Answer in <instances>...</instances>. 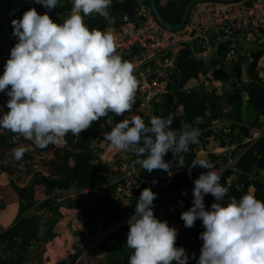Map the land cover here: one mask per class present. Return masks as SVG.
Segmentation results:
<instances>
[{
  "label": "clouds",
  "instance_id": "9594fccd",
  "mask_svg": "<svg viewBox=\"0 0 264 264\" xmlns=\"http://www.w3.org/2000/svg\"><path fill=\"white\" fill-rule=\"evenodd\" d=\"M33 2L51 10L59 0ZM71 4L63 23L54 22L43 8L44 14L31 8L22 18L13 19L12 34L18 42L0 75V92L9 97V111L0 116V129L19 134L42 149L61 143L69 132L80 136L109 113H131L138 90L135 65L116 51L114 34L90 29L85 23V17L94 14L110 19L112 0H71ZM172 123L171 115L152 116L147 124L134 115L115 124L104 140L116 152L131 151L141 157L135 163L147 172H167L170 162L164 157L169 151L177 166L184 167L182 154L199 142L197 129L182 124L177 131ZM24 153L23 146L13 150L16 160ZM188 167L189 171L208 170L194 180L192 206L180 217L187 228L202 221L203 244L197 264H264V201L252 193L229 197V189L206 160H193ZM208 194L215 200L210 209L205 205ZM156 197L151 188H145L128 220L129 264H188L186 249L176 246L178 230L154 214Z\"/></svg>",
  "mask_w": 264,
  "mask_h": 264
},
{
  "label": "trees",
  "instance_id": "16d2710c",
  "mask_svg": "<svg viewBox=\"0 0 264 264\" xmlns=\"http://www.w3.org/2000/svg\"><path fill=\"white\" fill-rule=\"evenodd\" d=\"M192 0H155L159 15L165 25L175 27L181 22L188 4ZM13 0H1V6L12 29L9 10L12 12ZM37 4V3H36ZM39 9L43 7L37 4ZM60 4L51 9L52 16H57L60 19ZM109 16L122 18L127 15L130 18L136 12L135 0H112L109 8ZM63 20V19H62ZM99 19L96 16L88 23L90 29L104 30L109 25V20ZM0 20V25H1ZM166 27V26H165ZM13 32V29H12ZM232 42V41H231ZM228 42V43H231ZM225 43L224 45H227ZM223 46L221 47V49ZM253 53V61L248 62L243 56L238 57L233 65L232 63H223L222 81L225 83V88L228 86V80L233 78V83L226 90V95L220 98L219 102L228 104L234 107L237 112L235 121L231 127L240 129L243 138L247 139L250 131L253 128H261L264 122L259 120L264 117V83L260 77L259 60L264 55L263 48H251ZM175 50L179 53L177 66L180 73L177 74L178 88L175 93L166 91L161 94L160 102L155 105H161V109L157 114L158 117L167 118L173 117L172 129L180 130L182 124L191 125L195 129H199L196 125V120H205L208 117L209 105L211 103V94L204 91L203 88L192 87L198 81V75L204 69L203 63L198 61L193 56L191 47L186 43H180ZM0 75H3L2 64L0 63ZM220 82V81H218ZM217 85V82L214 84ZM232 89V93L228 95V90ZM248 95V104L246 113L243 115V96ZM226 99V100H225ZM253 109L256 116L252 120H248L247 111ZM181 110V111H179ZM258 118V119H257ZM257 119V120H256ZM150 118L146 120V124ZM256 121V122H255ZM100 134L92 128H88L80 133V136H75L74 141H70L63 146L57 144H49L45 148H39L31 143L32 152L37 155H46L52 153V157L43 161V165L47 167V174L43 171L35 172L31 169L32 162L25 161L27 165L26 171L29 170L34 174V183L29 188H17L14 185H9L6 189H0L1 210H6L8 205H13L11 194L16 192L20 199L19 210L13 218L9 226H1L0 224V264H21L23 258L28 254V249L32 241L39 239L43 215L33 211L42 205H47L50 215L47 217L46 234L49 239L45 241L43 249L38 254V264H48L53 252L54 241L57 237L54 233L56 225L61 221L63 215L59 212L56 205L57 197L55 191L57 189L67 190L93 188L98 183H103V175H100L102 162H95L99 157L95 153L100 142ZM21 139L24 138L21 136ZM225 143H215L216 146H224ZM0 147L3 149L1 158L5 160L4 152L11 151L15 147L12 139H9L6 132L0 134ZM184 157V167H178V172L171 178L168 171L164 172V179L169 180V195H175L166 204L162 203L164 196L157 190H152L157 194L154 200V214L161 221H167L171 224H181L186 233L178 231L176 241L177 247H184L190 259L188 264H197V260L201 254V246H195L191 240L195 237V231L199 229L201 220H197L193 227L187 228L184 226V221L181 220V213L187 211L192 206L194 180L207 169L191 168L192 174H189V167L193 160L203 159L213 165V169L217 167V157L212 154H206L205 158L197 155V150L189 148L187 153L182 154ZM179 159V157H177ZM239 165L243 169L251 167L257 170H264V135L259 138L250 148L241 154ZM12 168H16L13 166ZM8 169V166L0 162V173ZM110 174L116 175L117 170L110 167ZM212 169V170H213ZM230 171L226 172L221 177L220 183L224 185L226 177ZM256 180H243V186L239 189H233L232 196L237 199L245 193H249V187L254 185V196L264 201V175L258 174ZM41 187L46 194V199L42 202L35 201L36 188ZM116 182H110L106 185L104 193L99 197L97 202L80 199L76 202L69 201L70 208L81 211L85 218V223L82 229L74 231L75 235L81 239V236L88 237L97 231L100 223H103L106 228L120 221L121 209L118 198L115 196ZM186 191L187 195L182 192ZM185 193V192H184ZM228 196H230L228 194ZM182 202V203H181ZM214 197L211 194L205 196L206 208L211 207L214 203ZM183 229V228H182ZM129 230V225H125L119 231L112 233L106 237L90 254L86 255L89 258V264H129V258L132 250L124 245V232ZM20 238L18 242L16 239ZM82 240V239H81ZM104 250L106 253L104 259L96 257L95 253L98 249ZM83 250L70 254L66 260L59 264H86L85 259L78 262ZM195 254V259L192 255ZM85 257V258H86ZM173 264H176L174 261Z\"/></svg>",
  "mask_w": 264,
  "mask_h": 264
},
{
  "label": "built area",
  "instance_id": "2783aa9c",
  "mask_svg": "<svg viewBox=\"0 0 264 264\" xmlns=\"http://www.w3.org/2000/svg\"><path fill=\"white\" fill-rule=\"evenodd\" d=\"M135 1L136 12L131 18L125 15L117 19L118 23L116 25L109 24L103 30L111 31L114 34L116 37V51L123 59L129 60L135 65V76L138 80V92L135 96L133 109L131 113L126 112L124 116H120L121 121L125 118L130 119L131 116L139 115L146 122L148 118L155 116L152 111L155 104L160 102L161 93L159 84H161V81L167 77L172 69H176L179 53L175 48L180 43H183V41L191 42L199 55H208L215 42H217L213 37V32L216 30L223 39L239 37L264 47V0H239L236 2L206 1L199 3L193 8L185 26L178 31H171L165 28L157 20L153 14L149 0ZM13 2L21 4L25 12L31 8H35L38 13L44 14L33 0H13ZM198 43L200 46L197 45ZM14 45V43L7 39L5 31L0 25V61L3 65L2 70H4L7 59L10 58V50ZM246 47L247 48L238 47L224 50L222 56L224 52H226L227 55L226 58L223 59V63H233L240 56L245 57L249 63L252 62L253 53L249 47H254L249 45ZM219 50H221V48ZM131 52H134L133 57H129ZM259 71L260 77L264 83V55L259 60ZM217 81L214 70H208L205 66L199 73L197 85L204 87L208 93H219L222 92L225 84L223 83V85L213 89ZM5 106L4 102L0 103V116L7 112ZM111 119V117L107 118V120L104 121L105 124L101 125L99 130L96 131L101 137L97 149L95 150L99 158L95 160V162L101 161L103 164L100 175H106V164L108 168L113 167L117 170L116 175L109 182H100L93 188H83L79 190L69 188L67 190L57 189L55 191L57 202H76L83 198L87 201L97 202L99 197L104 193L108 183H117L115 196L119 201L121 219L108 228H106L103 223H100L97 228L98 234L92 237L78 262L82 261L86 255L90 254L106 237L119 231L125 225H129L128 220L134 213L132 203L135 192L140 187L139 173L142 168L139 164L135 163V161L141 157H138L131 151L116 152L104 140V134L108 132L106 130V125L111 123ZM6 131L5 129H0V134ZM231 135L232 129L223 127L219 132L213 131L210 136V139L216 143H225L224 146H221L225 148L223 151L225 155L220 157L217 156V167L213 170L220 176L230 171L223 185L227 187L229 191L231 189H239L243 186L242 182L238 187L236 185L231 187L234 183V175L244 174L243 168L239 165V159L243 152L264 135V125L261 128H253L248 138L244 141L232 139ZM12 141L15 143V147L12 151L23 143L19 134H13ZM10 156L11 162L17 165L18 170L21 172L26 171L27 165L25 161L27 160L23 158L16 160L11 151ZM42 163L43 162H33L31 169L35 172L43 171L47 174L48 169ZM1 205L2 203L0 202V210ZM75 210L78 209H69L68 212L66 211V213L63 214V216L68 215L67 218L70 217L72 225L70 231L82 229L85 223V218L82 213H75ZM46 221L47 218L43 219L41 232L39 234L40 237L38 240L30 243L28 254L23 258L21 264H38L37 256L43 249L45 241L49 239L43 227ZM56 230H58L56 235H58V233L62 234L61 225L57 227ZM128 231L129 230H126L124 232L125 237H127ZM69 237L71 240L74 238L71 233ZM16 240L19 242L21 239L17 238ZM69 251L74 253L71 246L69 247ZM53 252L48 264L52 263ZM1 253L0 249V254Z\"/></svg>",
  "mask_w": 264,
  "mask_h": 264
},
{
  "label": "crops",
  "instance_id": "0c3cea01",
  "mask_svg": "<svg viewBox=\"0 0 264 264\" xmlns=\"http://www.w3.org/2000/svg\"><path fill=\"white\" fill-rule=\"evenodd\" d=\"M116 1V0H113ZM1 2V0H0ZM60 4V15L61 18L63 20L67 19L70 15L71 9H72V4H71V0H59L58 2ZM3 8V7H2ZM12 12L9 10L10 13V19L11 21L13 19H19L22 18L23 14H24V8L21 7V4L12 3ZM94 16H96L99 19H103L105 20L104 17H101L99 15H91L88 17H85V23L88 25V23L92 20V18H94ZM110 19L109 20V24H117L118 23V18L117 17H111L109 16ZM102 20V21H103ZM110 27V26H109ZM213 37L214 40L219 41L222 40V36H220V33L217 32L216 30H214L213 32ZM246 44L243 43H238V42H231L228 43L227 45H223V48L221 50H219L218 52V57L214 58L212 60V62L214 64H216L217 67H223V59L222 58V53L224 50H228L230 48H238V47H242V48H247ZM134 56V52H131L129 54V57H133ZM203 63V62H202ZM234 63V62H233ZM204 67L206 66L204 63L202 64ZM180 73V69L178 68V66H176V69H172L170 71V73L167 75L166 78H164L161 81V84H159V90L160 93L162 94L163 92L166 91H171L173 93H175L177 91L178 88V78H177V74ZM200 73V72H199ZM199 76V75H198ZM223 85V82H218L217 81V85H214L213 89H216L218 86ZM192 87H196L199 88L202 86H198L197 83L194 84ZM229 87L224 86V89L222 90V92L216 93V92H212L211 94V103L209 105V111H208V117L205 120H200L197 119L196 120V125L198 126V132H199V142L196 144H192L189 146L190 149L192 150H197V155H199L201 158H205V155L208 154H212L215 157H220V156H224L225 152L224 151V147L221 146H216L215 145V141L210 139L211 134L213 133V131L215 132H219L221 131V129L223 127H228L232 129V139H238L240 141H244L245 138H243L242 135V131L238 128L234 129L231 127V124L235 121V117L237 115V112L234 110V107L228 104H222L221 102H219L220 98H223L226 95V90ZM204 91H206L205 89H203ZM228 95L232 93V89L228 90ZM246 93V92H245ZM244 97H246L248 99V95L246 93V95L243 96V100ZM161 98H163L161 96ZM226 100V99H225ZM7 101L8 98H1L0 99V103L4 102L5 105L7 106ZM5 106V107H6ZM243 107V106H242ZM247 107V106H246ZM161 109V105H155L153 108V113L155 116H157V114L159 113V110ZM253 110V109H250ZM181 111V110H179ZM245 113H246V109H245ZM243 115L244 114V110H243ZM111 117V123L106 125V130L108 132L111 131V129L115 126V124L119 123L121 121L120 116H115L112 113H109L108 117H102L99 121H95L92 123L91 127L92 129H94L95 131H98L100 126L105 124V120H107V118ZM258 119V118H257ZM256 119V120H257ZM259 120H261L262 122H264V117H261ZM256 122V121H255ZM9 138V137H8ZM75 140V136L69 132L66 137L63 139V141L57 145L63 146L66 143L70 142V141H74ZM31 143H33V141L30 140H23V143L20 144L19 147L23 146L25 148V153L23 155V159L29 161V162H43L49 158L52 157V153L46 154V155H37L34 154L32 152V147H30ZM3 152V149L0 147V162L5 163L8 166V169H6L5 171H1L0 173V189L4 190L7 187H9V185H14L17 188H25L28 187L29 188L32 186V184L34 183V174L33 172H30V170L27 173L21 172L20 170H18V167L16 164H14L13 162H11V156H10V151H5L4 152V157L5 160L3 161V159L1 158V153ZM13 151L11 150V153ZM166 162H170V169L168 171V175L169 177H173L177 172H178V168H177V163L174 157V154L169 151L166 156L164 157ZM13 166L17 167L16 168H12ZM106 168V175L103 177V182H109L114 176L110 174V169L108 168L107 164L105 165ZM108 168V169H107ZM164 170H153L151 173L147 172L146 170H144L143 168H141L140 173H139V180H140V187L136 190L134 198H133V203H132V209L134 210L140 193L145 189V188H151L152 190H157L159 191L163 196V200L162 203L166 204L172 197H174L175 195H169V180H165L164 179ZM243 173L244 174H235L234 175V183L231 187L233 186H239L244 179L246 180H256L255 176H257L258 174H261L262 176L264 175V170H257L256 168L251 167L250 169H243ZM153 181H157L156 183H153ZM230 187V188H231ZM255 187L254 185H251L249 187V193H252L254 195L255 192ZM232 192L233 189H231L228 194L230 195L229 197H232ZM46 194L44 193V190L41 187H37L36 188V193H35V201L37 202H42L43 200L46 199ZM10 199H12L13 201V205H8V208L6 210H0V224H2L1 226H9L12 221L14 216L17 213V210H19V206H20V199L19 196L16 192L11 194ZM227 202V198L225 200V203ZM56 205H58L59 208V212L63 215L65 214V212L69 209H73L70 208L68 205L67 201H60L57 202L56 201ZM33 211H36L37 213H41L43 215V219L47 218L51 211H49L47 205H42L39 206L38 208L34 209ZM76 212H81L80 210H75ZM64 218V216L61 218V223L56 225V228L53 230L56 232H58L57 227H59V225H62V219ZM65 223L68 224L70 226V228L72 227L71 225V221H70V217L67 218V216L65 217ZM46 223L47 221L44 223L43 227H44V232L46 233V230H48V228L46 227ZM171 227L176 228L178 231L182 230V233H186V229L181 225V224H171ZM69 228V229H70ZM183 228V229H182ZM68 229V228H66ZM67 230V232L70 234V230ZM72 229V228H71ZM204 231L203 225H202V221H201V225L199 227V229L197 230V232L195 231V237L191 240L192 244L195 246H201L203 244V241L200 239V233ZM44 233V234H45ZM63 230H62V234L57 235L56 237V241H55V245H54V252H53V258H52V263L51 264H59L61 261L66 260L68 258V256L70 254H73L72 251H69V247L71 246L72 249L74 250V253L76 252L74 249V246L77 245L79 250H85L87 244L90 242V240L92 239V237L96 236L98 234V229L97 231L92 234L91 236L88 237H83L81 236V241L77 242L75 241V239L73 240V242H69V240H67V245L65 246V239L63 238ZM48 237V236H47ZM123 242L124 245L126 247V242H127V237L123 238ZM59 244H61V251L58 250V246ZM56 246V247H55ZM127 248V247H126ZM67 250V251H66ZM127 250H129V248H127ZM59 251L61 252L60 255H58ZM96 257L100 258L101 260L104 259L106 253L104 252V250H102L101 248L98 249L95 253ZM37 258H39V255L37 256ZM86 264H89V258L88 257H84ZM84 261V260H83Z\"/></svg>",
  "mask_w": 264,
  "mask_h": 264
},
{
  "label": "water",
  "instance_id": "95a60500",
  "mask_svg": "<svg viewBox=\"0 0 264 264\" xmlns=\"http://www.w3.org/2000/svg\"><path fill=\"white\" fill-rule=\"evenodd\" d=\"M206 1L236 2V1H239V0H192V1L188 4V6H187V8H186V11H185V13H184V16H183L181 22L179 23V25H177V26H175V27H168L167 25H165V24L163 23V21H162L160 15H159V11H158V8H157V5H156L155 0H149L150 5H151V8H152V11H153V14H154L155 17L157 18V20H158V21H159L164 27L166 26L165 28H167V29H169V30H171V31H178V30H181V29L185 26V24L187 23L188 18L190 17V14H191L193 8H194L197 4L202 3V2H206ZM42 7H43V6H42ZM43 10H44L45 13H48V14L51 16V18L54 20V22H56V23H63V20L60 19L59 17H57V16H52V14H51V12H50V10H49L48 8L43 7ZM0 20H1V23H2V25H3V27H4V30H5V33H6L7 38H8L10 41H12L13 43L16 44V43L18 42V40H17V38L14 37L13 34H12L10 24H9V22H8V20H7V17H6V15H5V13H4V10H3L1 4H0ZM231 41L242 42V43H244V44H246V45H249V46H252V47H254V48H263L262 46H259V45L255 44V43H253V42H251V41H249V40H246V39H243V38H239V37H230V38H226V39H223V40H221V41H217V42H215L213 48L211 49V51L209 52L208 55H199V54L197 53V51L195 50L194 45H193L191 42L183 41V43H186V44H188V45L191 47V49H192V51H193V56H194V58H195L196 60L203 62V63L206 65V69H208V70H214V74H215L216 78H217L219 81H222V75H221V73H222V68H221V67H217L216 64H214V63L212 62V60H213L214 58L218 57L217 55H218V51H219V49H220L225 43H228V42H231ZM197 45L200 46L199 43H198ZM226 55H227V53L224 52V54H223V56H222V59H225V58H226ZM232 65H233V63H232ZM135 73H136V70H135ZM135 73H134V74H135ZM233 81H234L233 78H230V79L228 80V87L231 86V84L233 83ZM137 92H138V90H137ZM4 97H8V96L6 95V92H0V98H4ZM8 99H9V97H8ZM247 104H248V99H247L246 97H244V100H243V110H244V114H245V109H246ZM6 110L9 111V109L7 108V106H6ZM6 134H7V136L9 137V139H12L14 133H12V132L9 130V131H6ZM189 174H192V171H189ZM184 192H186V191H184ZM184 192H182V193H184ZM70 233L74 236L75 241H77V242H80V241H81V239H80L78 236L75 235L74 231H70ZM74 249H75L76 252L79 250V248H78L77 245L74 246Z\"/></svg>",
  "mask_w": 264,
  "mask_h": 264
},
{
  "label": "rangeland",
  "instance_id": "374dc122",
  "mask_svg": "<svg viewBox=\"0 0 264 264\" xmlns=\"http://www.w3.org/2000/svg\"><path fill=\"white\" fill-rule=\"evenodd\" d=\"M233 42H237V41H233ZM232 42V43H233ZM238 43H240V42H238ZM203 89H204V87H202ZM208 92V91H207ZM255 116H256V114H255V112L253 111V110H250V109H248V111H247V117H248V120L250 121V120H252V119H254L255 118ZM251 122V121H250ZM66 213V212H65ZM68 216V215H67ZM65 217H66V215L64 216V218L62 219L63 221V223H62V225H61V230H63V238L65 239V246L67 245V240H69V242L71 243V242H73V240H74V238H73V240H71L70 239V237H69V233L67 232V230L70 228V226L68 225V224H66L65 222ZM60 226V225H59ZM66 228H68V229H66ZM69 230H71V228L69 229ZM61 249V244H59V246H58V250H60ZM61 251V250H60ZM59 251V253H58V255H60V252Z\"/></svg>",
  "mask_w": 264,
  "mask_h": 264
}]
</instances>
